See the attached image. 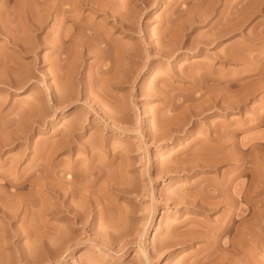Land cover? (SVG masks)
<instances>
[{
    "label": "rangeland",
    "instance_id": "obj_1",
    "mask_svg": "<svg viewBox=\"0 0 264 264\" xmlns=\"http://www.w3.org/2000/svg\"><path fill=\"white\" fill-rule=\"evenodd\" d=\"M58 2L0 0V264H218L245 229L264 262V0Z\"/></svg>",
    "mask_w": 264,
    "mask_h": 264
},
{
    "label": "bare ground",
    "instance_id": "obj_2",
    "mask_svg": "<svg viewBox=\"0 0 264 264\" xmlns=\"http://www.w3.org/2000/svg\"><path fill=\"white\" fill-rule=\"evenodd\" d=\"M58 1V0H57ZM60 2H58L60 5V9L63 11V13H62V11H61V13L63 14V18H67L66 17V12L69 10L67 7L65 8V6L63 7V8H61L62 6V4L65 2H67L68 0H59ZM71 0H69V2H70ZM74 1V0H73ZM76 1H78V2H81L82 4H91V8L95 11H100V12H102L103 11V14L106 16V18H108V17H112V18H115V23H113L114 25H116V26H118L119 28H121L122 30H124V23H122L123 21L122 20H120V16H119V14L121 13H118V14H116L117 13V11H118V9H117V11H116V13H114L115 11L114 10H111V9H113L112 7H110L111 6V3H110V6H108L109 5V3L106 5V4H103V2H102V0H95V1H89V0H76ZM105 1H107V0H104V2ZM81 3L79 4V5H81ZM106 3V2H105ZM114 3V2H113ZM77 4V3H76ZM72 5V4H71ZM78 5V4H77ZM113 5H115V4H113ZM120 5V4H119ZM68 6V5H67ZM84 6V5H83ZM82 6V7H83ZM117 6V5H116ZM70 8H72V7H70ZM74 8H76V6L74 7ZM118 8H120V6L118 7ZM57 9H58V7H57ZM79 9V8H78ZM116 9V8H115ZM72 10V9H71ZM120 10V9H119ZM73 11V10H72ZM76 11V10H75ZM79 11H80V9H79ZM58 12V11H57ZM68 13V12H67ZM59 14V13H58ZM69 14H70V11H69ZM82 14V13H81ZM102 14V13H101ZM122 14V13H121ZM68 15V14H67ZM71 15V14H70ZM59 16V15H58ZM73 16V15H72ZM84 17H85V15H84ZM88 17V16H87ZM63 18H62V16H61V19H62V21H63ZM69 18V17H68ZM74 18V17H73ZM85 19V18H84ZM89 19V18H88ZM60 20V19H59ZM74 23H75V21H73ZM88 22V21H87ZM112 21H111V19H110V23H111ZM102 23V22H101ZM117 23V24H116ZM126 23V22H125ZM128 23V22H127ZM77 24H79V23H77ZM96 25V23L95 22H90L89 21V23L87 24V25H83V28H88L89 30H93V34H97V36L95 37V39L94 40H96V38H97V41H99L101 44H103L101 47L103 48V49H105L106 47H108L109 46V44H110V42L111 41H113L115 38H113V37H111V36H113L112 34H110V35H108L107 33H106V28H107V26H104V25H102V27H99V29H96L98 26H101V24L100 25ZM98 24V23H97ZM104 24V23H103ZM124 24V25H123ZM62 25V24H61ZM82 25H80L81 27H82ZM112 25V24H111ZM94 26H95V28H94ZM126 26H128V25H126ZM129 26H131V25H129ZM128 26V27H129ZM79 27V26H78ZM130 28V27H129ZM132 28V27H131ZM133 29V28H132ZM87 29H85V31H86ZM108 30H109V28H108ZM81 31V30H80ZM83 31H84V29H83ZM110 31V30H109ZM108 31V32H109ZM95 32V33H94ZM88 33V32H87ZM86 33V34H87ZM90 33V32H89ZM69 34H70V32H69ZM63 35V34H62ZM65 35V34H64ZM89 35V34H88ZM66 36V35H65ZM85 36V35H84ZM87 36V35H86ZM176 36V35H175ZM174 36V37H175ZM72 36H70V38H71ZM88 37H90V36H88ZM174 37H173V39H174ZM61 38H62V36H61ZM84 38V37H83ZM162 38V37H161ZM160 38V39H161ZM82 39V38H81ZM80 39V40H81ZM87 39V38H86ZM89 39V38H88ZM91 39V38H90ZM89 39V40H90ZM177 39V38H176ZM163 40V39H162ZM167 40V39H166ZM63 41H64V39H63ZM85 41V40H84ZM84 41H83V43H84ZM87 41V40H86ZM85 41V42H86ZM115 41V40H114ZM160 41V40H159ZM168 41V40H167ZM172 41V40H171ZM175 41V40H174ZM98 42V43H99ZM117 44H115V45H117L116 47H117V49H118V52H120V51H122V49H120V48H118V46H119V44H120V41H119V39H117ZM179 42V41H178ZM177 42V43H178ZM82 43V44H83ZM105 43V44H104ZM111 43H113V42H111ZM149 43V42H148ZM176 43V44H177ZM80 44H81V42H80ZM100 44V45H101ZM161 44V43H160ZM165 44V43H164ZM168 44H170V43H168ZM181 44V43H180ZM85 45V44H84ZM96 45H97V42H96ZM112 45V44H111ZM121 45V44H120ZM146 45V44H145ZM179 45V44H178ZM177 45V46H178ZM61 46V45H60ZM63 46V45H62ZM154 46V45H153ZM165 46V45H164ZM94 47V46H93ZM96 47V46H95ZM152 47V46H151ZM178 47H181V46H178ZM123 48V47H122ZM148 47H146V49H147ZM149 48H150V46H149ZM154 48H155V46H154ZM102 49V50H103ZM109 49H110V47H109ZM109 49H107V50H109ZM153 49V48H152ZM98 50V49H97ZM128 50V49H127ZM148 50V49H147ZM106 50H103V52H105ZM60 52H61V50H60ZM97 52V51H96ZM101 52V51H100ZM113 52V51H112ZM115 52H116V50H115ZM136 52V51H135ZM165 52V51H164ZM109 53V52H108ZM124 53V52H123ZM104 54V53H103ZM102 54V55H103ZM116 54H117V52H116ZM119 54V53H118ZM117 54V55H118ZM122 54V53H121ZM132 54H134V53H132ZM171 54V53H170ZM112 55V54H111ZM168 55V54H167ZM101 56V55H100ZM100 56H98V58L100 57ZM181 56V55H180ZM102 57H104V56H102ZM106 58V57H105ZM100 59H102L101 57H100ZM113 60H114V58H113ZM119 60V59H118ZM134 60V59H133ZM110 63V62H109ZM114 64V63H113ZM199 64V63H198ZM105 66V65H104ZM110 68H105L104 70L105 71H107V70H109ZM188 71V70H187ZM184 72V71H183ZM182 72V73H183ZM191 72V71H190ZM193 72V71H192ZM178 73V72H177ZM183 75V74H182ZM191 75V74H190ZM194 76V75H193ZM196 77L198 76V75H195ZM205 78V77H204ZM198 79V78H197ZM231 80V79H230ZM200 81V80H199ZM230 86V85H229ZM191 87V86H190ZM95 88V87H94ZM230 90V89H229ZM94 91V90H93ZM194 91V90H193ZM194 93V92H193ZM93 94V93H92ZM110 94V93H109ZM142 94V93H141ZM152 94V93H151ZM192 94V93H191ZM98 95V94H97ZM100 95V94H99ZM114 95V94H113ZM114 97V96H113ZM199 97V96H198ZM182 98V97H181ZM58 100V99H57ZM178 100V99H177ZM182 101V100H181ZM177 103H178V101H177ZM230 104V103H229ZM56 105V104H55ZM182 105V104H181ZM180 105V106H181ZM196 123H198V121L196 122ZM166 124V123H165ZM164 124V125H165ZM173 124V123H172ZM230 131V130H229ZM212 133V132H211ZM65 134H66V132H65ZM210 134V133H209ZM208 134V135H209ZM155 135V134H154ZM153 135V136H154ZM157 135H160V134H157ZM207 135V134H206ZM231 135V134H230ZM71 136V134L68 136V137H70ZM152 136V137H153ZM211 136V135H210ZM229 136V135H228ZM65 137V136H64ZM74 136H72V138H73ZM156 137V136H155ZM206 137V136H205ZM157 138V137H156ZM228 138H230L231 139V137H228ZM70 139V138H69ZM196 139V138H195ZM207 139V138H206ZM205 139V140H206ZM210 139V138H209ZM229 139V140H230ZM64 140V139H63ZM63 140H61V141H63ZM71 140V139H70ZM203 140H204V138H203ZM202 140V141H203ZM200 141V140H199ZM201 141V142H202ZM204 142V141H203ZM228 142V141H227ZM72 143V142H71ZM68 144V143H67ZM70 144V143H69ZM59 145V144H58ZM207 145V144H206ZM219 145V144H218ZM65 146V145H64ZM67 146V145H66ZM214 146V145H213ZM217 147V146H216ZM70 148V147H69ZM215 148V147H214ZM213 148V149H214ZM63 149V148H62ZM71 149H73L72 147H71ZM57 150V149H56ZM59 150V149H58ZM68 151H71V150H68ZM210 152V151H209ZM217 153V152H216ZM199 154V153H198ZM210 153H208V155H209ZM245 154V153H244ZM205 155H207V153H205ZM196 156V155H195ZM200 156V155H199ZM198 156V157H199ZM201 156H202V154H201ZM204 156H202L201 158H203ZM195 158V157H194ZM193 158V159H194ZM212 158H215L214 156L212 157ZM217 158V157H216ZM219 158V157H218ZM221 158V157H220ZM219 158V159H220ZM61 159V158H60ZM92 160V159H91ZM200 160V159H199ZM204 160V159H203ZM207 160H210V159H207ZM243 160H244V158H243ZM93 161V160H92ZM202 161V160H201ZM216 162V161H215ZM207 163V162H206ZM209 163V162H208ZM207 163V164H208ZM244 163V162H243ZM90 164H91V162H90ZM90 164H89V166H90ZM202 164H204V163H202ZM211 164H213V163H211ZM244 165H245V163H244ZM244 165H243V167H244ZM211 166V165H210ZM212 166H214V165H212ZM245 167H247V166H245ZM91 168H92V166H91ZM61 169H63V168H61ZM87 169V168H86ZM88 169H90V168H88ZM243 169V168H242ZM246 169V168H245ZM244 169V170H245ZM58 170V169H57ZM66 170V169H65ZM65 170H61V172H64ZM91 170V169H90ZM59 171V170H58ZM87 171V170H86ZM88 172H89V170H88ZM88 172H86V174L88 175ZM94 172V171H93ZM245 172V171H244ZM58 173V172H57ZM73 173H75V172H73ZM72 173V174H73ZM85 173V172H84ZM90 173V172H89ZM91 173H92V171H91ZM86 174H84L85 176H86ZM44 175V174H43ZM69 175V174H68ZM77 175H78V173H77ZM90 175V174H89ZM58 176H60L59 178L61 179L60 180V184H62L61 183V181H63V179H67V182L69 183H71L70 185L72 186V183L74 182V178H75V176L74 175H69L68 177H65V174L64 173H60L59 175H57V177ZM44 177V176H43ZM46 177V176H45ZM87 177H89V176H87ZM58 178V179H59ZM77 179V178H76ZM66 181V180H65ZM64 181V182H65ZM78 181V180H77ZM113 181V180H112ZM76 182V181H75ZM114 182V181H113ZM112 182V183H113ZM45 183H47V180L45 181ZM111 183V182H110ZM64 184V183H63ZM74 184V183H73ZM87 184V183H86ZM57 186V185H56ZM61 186V185H60ZM59 186V187H60ZM64 186V185H63ZM58 187V186H57ZM216 187V186H215ZM64 188V190L67 188H65V187H63ZM74 188V187H73ZM217 188V187H216ZM57 190H59V189H57ZM66 191V190H65ZM72 191H73V189H72ZM216 191V190H215ZM58 192V197H59V199L61 200L60 202H58L59 203V207L57 208V214L59 213V214H62V212H63V210H64V207H66V210L67 211H69V212H73L74 214H75V219H79V220H81V221H89V218H87V214H88V212H87V210H85V209H83V210H85V212H87V214L85 213V212H83V211H81L80 209H74V210H72V208L67 204H65V199H63L62 198V194H63V192L62 191H57ZM85 192H87V190H85ZM218 192V191H217ZM216 192V193H217ZM244 192H245V190H244ZM70 193H71V191H70ZM73 193H75V191L73 192ZM214 193V192H213ZM220 192H218L217 194H219ZM65 194H66V192H65ZM246 194H247V191H246ZM84 196H87L86 195V193H84L83 194ZM89 196V195H88ZM218 196V195H217ZM244 196H245V193H244ZM57 197V196H56ZM245 198V197H244ZM219 201V200H218ZM191 202V201H190ZM202 204V203H201ZM55 210V209H54ZM53 210V211H54ZM245 210V209H244ZM90 213V212H89ZM60 216V215H59ZM63 216H65L64 214H62L61 215V217H63ZM9 217H10V215H9ZM229 217V216H228ZM67 218V217H66ZM94 218V217H93ZM59 219V218H58ZM69 219H71V217L69 218ZM228 219V218H227ZM67 220V219H66ZM73 220V219H72ZM93 220V219H92ZM70 221V220H69ZM74 221V220H73ZM73 221H72V223H73ZM80 221V222H81ZM225 221V220H224ZM230 220H227V224H225L224 225V223H223V225L221 224V227H220V229L218 230V232H217V235L215 236V241H213V242H215L214 243V245L217 243L216 241H218V239H220L221 238V236L223 235V234H225L226 232H228L229 231V233H230V228H229V226H228V222H229ZM91 221H89V223H90ZM93 222H94V220H93ZM75 223V222H74ZM73 223V224H74ZM88 223V222H87ZM69 226H70V223L68 224ZM204 225H205V223H204ZM60 226V225H59ZM74 226V225H73ZM63 227V226H62ZM218 227V226H217ZM245 227V226H244ZM59 228V227H58ZM64 228V227H63ZM219 228V227H218ZM199 230V229H198ZM194 231H195V228H194ZM65 232V231H64ZM197 232V231H196ZM60 233H62V232H60ZM243 235H242V237H241V239H239L240 240V242H236L237 240H236V238L234 239V240H236L235 242H234V240L232 241V240H230V241H226L225 243L227 244L226 246H224L225 248L223 249V248H221V249H223L221 252H219L218 250V252L216 253L214 250V253L215 254H217V255H215L216 256V258L218 257V264H248V254L249 255H252V254H250V252L248 253V239H247V237H248V231H247V229H245L243 232ZM60 236V235H59ZM65 236V235H64ZM67 236V235H66ZM214 236V235H213ZM229 236V235H228ZM230 239H231V237H230ZM62 240V239H61ZM64 240V239H63ZM61 242V241H60ZM60 242H59V244H60ZM66 242V241H65ZM229 242V243H228ZM63 244V243H62ZM65 244V243H64ZM64 244H63V246H64ZM224 244V243H223ZM58 245V244H57ZM66 245V244H65ZM217 245V244H216ZM215 245V246H216ZM218 245H220V244H218ZM225 245V244H224ZM239 245H241V246H239ZM211 246V245H210ZM212 247V246H211ZM218 247V246H217ZM217 247H215V248H217ZM230 247V248H229ZM56 248V247H55ZM60 248V247H59ZM157 248H158V246H157ZM251 248V247H250ZM259 248V250H260V247H258ZM257 248V249H258ZM220 249V250H221ZM52 250V249H51ZM56 250H57V248H56ZM62 250V249H61ZM61 250H59V251H61ZM250 250V249H249ZM262 250V249H261ZM53 251V250H52ZM251 251V250H250ZM51 252V251H50ZM212 252V251H211ZM237 252H239V253H237ZM213 254V253H212ZM211 254V255H212ZM210 255V256H211ZM214 255V254H213ZM213 255L211 256V257H213ZM259 255V254H258ZM215 256H214V258H215ZM264 256V255H263ZM208 257V256H207ZM238 257H240V259L238 258ZM251 258H252V256H251ZM256 258V257H255ZM203 259H205V258H203ZM211 259V258H210ZM209 259V257H208V259L205 261V262H208V260H210ZM263 260H264V258H262ZM261 259V260H262ZM238 260V261H237ZM257 260H258V257H257ZM261 260H259V261H261ZM262 260V261H263ZM204 261V260H203ZM211 262H212V260H211ZM240 262V263H239ZM255 262V261H254ZM258 262V261H257ZM250 263V262H249ZM203 264H204V262H203ZM206 264V263H205ZM212 264V263H211ZM256 264V263H255ZM258 264H264V262H258Z\"/></svg>",
    "mask_w": 264,
    "mask_h": 264
}]
</instances>
